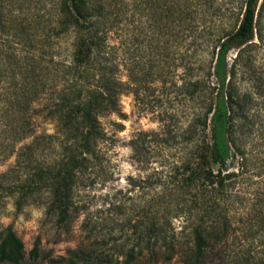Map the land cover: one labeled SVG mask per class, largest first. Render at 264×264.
Instances as JSON below:
<instances>
[{
    "label": "trees",
    "instance_id": "16d2710c",
    "mask_svg": "<svg viewBox=\"0 0 264 264\" xmlns=\"http://www.w3.org/2000/svg\"><path fill=\"white\" fill-rule=\"evenodd\" d=\"M259 1L244 0L233 28L203 34L208 1L165 2L168 19L159 24L153 1L58 0L51 31L0 34V163L15 158L0 174V190L19 210L46 199V214L66 233L82 217L85 233L76 247L43 263L37 246L28 254L12 225L1 227L0 264H171L175 255L181 264H264V142L250 149L243 142L263 134L264 71L253 53L262 38ZM144 8L167 36L171 23L180 33L189 16L195 53L203 42L209 59L192 62L184 83L194 99L202 96L188 128L191 158L164 165L157 198L129 218V234L119 241L111 237V203L90 210L81 196L108 170L101 117L122 113L120 97L131 86L120 73L125 26ZM5 21L0 14V26ZM114 34L118 42H111ZM39 115L54 121V132L37 129ZM145 143L130 142L136 162L147 161ZM46 148L53 152L43 156Z\"/></svg>",
    "mask_w": 264,
    "mask_h": 264
},
{
    "label": "rangeland",
    "instance_id": "374dc122",
    "mask_svg": "<svg viewBox=\"0 0 264 264\" xmlns=\"http://www.w3.org/2000/svg\"><path fill=\"white\" fill-rule=\"evenodd\" d=\"M142 1L144 6L148 1L156 3L160 17L158 22L163 24L168 19L163 12L165 2L188 3L193 0ZM200 1L209 2L205 18L201 21L200 30L203 34L209 30L222 32L225 28H233L244 2ZM57 2L58 0H0V14L6 17V23L0 26V34L16 30L38 34L51 31L54 29L51 23L58 14ZM261 2L262 0L257 5V11ZM262 9V38L256 37L257 47L253 53L255 66L264 71V6ZM152 15L149 8H144L140 20L138 17L136 20H131L130 17L127 19L124 37L128 42L125 53L126 66L121 65L120 73L123 80L130 81L131 86L129 91L120 97L122 113L101 117L105 132L102 147L106 151L108 170L97 177V182L81 196V200L91 208L90 210L100 207L104 200L111 203L112 211L108 216L113 233L111 237L119 241H123L129 234V218H139L140 206L152 198H157L162 189L157 182L161 175L160 170L166 169L164 165L167 168L173 167L191 158L194 141L189 139L188 128L193 113L202 107V96L194 99L184 83L190 78L189 68L192 62L209 59L206 45L202 42L195 53L189 16L180 33L178 27L171 23L170 34L167 36L159 24L154 23L155 18ZM16 16L24 20L23 25L14 24L17 22L14 21ZM114 37L111 36V42H118L116 34ZM203 40L202 37L200 41ZM65 47L66 45H63L64 50ZM235 52V49L231 50L229 57L234 56ZM120 62L123 63L121 58ZM244 85L247 86V83ZM35 123L39 131L54 132V121L43 115H39ZM261 125L258 128L263 134L259 138L249 135L243 139L248 149L253 142H264V121ZM130 142H146V162H136L132 158ZM200 142L203 143L202 140ZM51 152L53 148H46L42 154L48 156ZM14 161L15 158L11 157L1 162L0 174L10 168ZM238 165L239 163H235L233 169L236 170ZM15 200L14 196L0 190V228L11 224L28 254L35 246L38 247L39 259L43 263L51 257L57 258L66 254L68 249L76 247L84 240L85 233L80 229L82 217L73 222L72 232L66 233L56 224L55 218L46 214L43 203L46 199L25 204L20 210ZM119 204L122 206L121 212L115 209ZM173 225L176 231L180 230L181 219H173ZM171 264H181L177 255Z\"/></svg>",
    "mask_w": 264,
    "mask_h": 264
}]
</instances>
